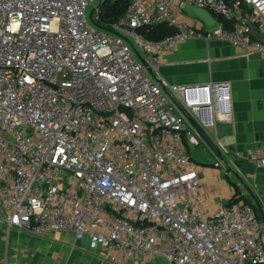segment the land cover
Returning a JSON list of instances; mask_svg holds the SVG:
<instances>
[{
	"label": "built area",
	"instance_id": "obj_1",
	"mask_svg": "<svg viewBox=\"0 0 264 264\" xmlns=\"http://www.w3.org/2000/svg\"><path fill=\"white\" fill-rule=\"evenodd\" d=\"M0 0V206L5 236L69 233L111 264L134 256L168 264H264V223L245 202L203 209L187 127L233 120L228 82L169 85L153 69L192 38L264 53V0H128L98 26L99 0ZM192 4L231 25L207 30ZM196 22H194V21ZM194 22V23H193ZM167 24L151 39L140 29ZM141 49L145 62L135 51ZM138 53V52H137ZM139 54V53H138ZM140 55V54H139ZM177 108L185 109L181 115ZM264 167V148L231 151ZM225 154V156H223Z\"/></svg>",
	"mask_w": 264,
	"mask_h": 264
},
{
	"label": "crops",
	"instance_id": "obj_2",
	"mask_svg": "<svg viewBox=\"0 0 264 264\" xmlns=\"http://www.w3.org/2000/svg\"><path fill=\"white\" fill-rule=\"evenodd\" d=\"M140 56L146 58L144 54ZM153 74L169 85H198L210 81L231 84V122H218L214 131L200 125L194 115L185 117L188 129L201 142L198 147L190 148V152L199 165L203 209L207 214L231 201H249L255 206L257 201L260 208H256L262 221L264 167L254 163L253 172L246 173L233 156L225 158L227 168L214 167L220 157L200 131L203 129L217 147V137L222 139L233 152L264 148V53L247 52L227 42L192 38L166 55L153 69ZM177 112L185 116L180 108ZM232 169L239 172L243 181L235 177ZM5 215L0 206V264H111L100 252H90L86 241H77L74 245V236L69 233L39 237L13 228L5 236L2 220ZM128 264L168 263L161 257L134 256Z\"/></svg>",
	"mask_w": 264,
	"mask_h": 264
},
{
	"label": "trees",
	"instance_id": "obj_3",
	"mask_svg": "<svg viewBox=\"0 0 264 264\" xmlns=\"http://www.w3.org/2000/svg\"><path fill=\"white\" fill-rule=\"evenodd\" d=\"M127 6H128V0H106L104 3H102L100 7L101 8L100 21L97 22L98 26L101 28H106L110 23L118 21L119 19L123 18L126 14ZM220 21L224 25H231V23L227 22L222 17H220ZM140 31L148 38L162 39L168 35L173 34L175 32V29L173 27L168 26L167 24H160L153 27H144L140 29ZM237 162L240 163L239 160H237ZM235 202L231 201L229 204ZM245 203L253 205L257 211V208L254 204L250 203L249 201ZM258 216L260 218L259 214Z\"/></svg>",
	"mask_w": 264,
	"mask_h": 264
},
{
	"label": "water",
	"instance_id": "obj_4",
	"mask_svg": "<svg viewBox=\"0 0 264 264\" xmlns=\"http://www.w3.org/2000/svg\"><path fill=\"white\" fill-rule=\"evenodd\" d=\"M182 10L192 19H196L204 23L206 26L207 30H213L221 26V22L215 18V16L208 11L207 9L197 7L195 5L186 3L183 7ZM90 18H92V13L90 15ZM251 35L258 40H261L264 42V34L259 33L254 27H252L251 30ZM138 58L142 61L145 62V60L135 51ZM184 113H187L185 109H182ZM190 116L189 114H187ZM201 136L205 139L206 143L221 157V151L219 148L215 145V143L208 137V135L204 132L203 129L200 131ZM240 166L242 169L245 170L246 173H252L253 172V167H254V162L252 161H243L240 162ZM233 174L235 177L238 178L239 181H243V178L239 174V172H235L232 169ZM254 197V196H252ZM256 201V200H255ZM256 206L260 208L259 204L256 201ZM262 218H263V223H264V214L262 213Z\"/></svg>",
	"mask_w": 264,
	"mask_h": 264
},
{
	"label": "rangeland",
	"instance_id": "obj_5",
	"mask_svg": "<svg viewBox=\"0 0 264 264\" xmlns=\"http://www.w3.org/2000/svg\"><path fill=\"white\" fill-rule=\"evenodd\" d=\"M99 3H100L99 0H94V3H93V4H90V5L88 6V8H87V16H88L89 21H90V23H91L92 25H93V21L91 20L90 15H91V13L93 12L94 7L97 6V5H99ZM193 21H194V20H193ZM194 22H196V21H194ZM137 52H138L139 54H142V55H143V51H142L141 49L138 48V49H137ZM230 178H232V175H231Z\"/></svg>",
	"mask_w": 264,
	"mask_h": 264
}]
</instances>
